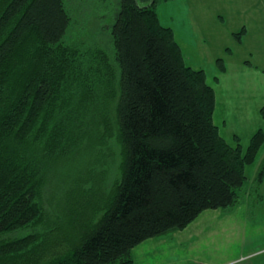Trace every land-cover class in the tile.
I'll return each instance as SVG.
<instances>
[{"label": "trees", "instance_id": "obj_1", "mask_svg": "<svg viewBox=\"0 0 264 264\" xmlns=\"http://www.w3.org/2000/svg\"><path fill=\"white\" fill-rule=\"evenodd\" d=\"M157 2L118 0L110 27L124 160L104 192L91 168L69 184L55 185L53 172L94 125L111 62L64 43L73 22L66 0H0V264H134L143 241L239 203L264 130L245 149L237 134L234 143L221 134L216 91L203 68L186 63ZM263 174L264 161L259 181ZM79 195L74 227L65 208Z\"/></svg>", "mask_w": 264, "mask_h": 264}, {"label": "rangeland", "instance_id": "obj_2", "mask_svg": "<svg viewBox=\"0 0 264 264\" xmlns=\"http://www.w3.org/2000/svg\"><path fill=\"white\" fill-rule=\"evenodd\" d=\"M66 3L73 22L64 43L81 51H103L113 70L109 73L107 89L96 98L94 125L89 124L82 133L75 151L59 159L60 172H53V178L55 185L62 178L69 184L76 173L82 179L83 171L91 168L93 184L96 178L95 186L108 192L119 178L124 160L115 116L118 67L110 33L119 3L118 0H66ZM156 10L161 23L174 30L187 63L206 71L207 82L216 91L214 122L221 134L230 138L233 133H239L245 141V134L255 127H264V0H158ZM243 27L245 33L239 42L234 33ZM83 54L86 56L89 51ZM218 58L224 60L223 72L219 71ZM247 145L242 143L243 149ZM256 164L257 160L247 165L239 203L233 209H207L185 228L143 241L133 249L135 263L163 264L170 260V264H191L207 258L210 250L217 253L224 249L222 242L230 226L238 228L244 225L243 220L264 217V182L259 188ZM85 187L89 188L87 182ZM73 199L65 211L75 227L77 213L71 211L78 212L84 198L79 195ZM234 209V216H227Z\"/></svg>", "mask_w": 264, "mask_h": 264}, {"label": "crops", "instance_id": "obj_3", "mask_svg": "<svg viewBox=\"0 0 264 264\" xmlns=\"http://www.w3.org/2000/svg\"><path fill=\"white\" fill-rule=\"evenodd\" d=\"M185 61L186 63L188 62L187 59H185ZM223 123H226V121H224ZM258 128L255 127L254 129H252L250 134H247L251 136L252 133ZM261 128L263 129L264 127ZM236 134L239 136L241 144L244 142L248 143V139L250 137L248 138L246 136L247 134H245V141L242 140L239 133H233L230 138L226 137L225 135L223 136L234 141V136ZM255 160H257L256 168H258L259 173L264 161V144L259 150ZM263 182L264 177L261 178L260 184L258 183L259 188ZM235 209L232 212H228L227 216H234V214L236 213ZM246 215L247 213L243 214L244 217ZM243 224L244 225L238 228H236L237 226H230L227 229V232L225 234L226 238L222 242V244H224V249H219L217 253H214V251L210 250V255L207 258L200 259L198 261L192 262L191 264H264V255L262 257H259L264 254V217L256 220V216H254V220H243ZM225 230L226 229L222 231L223 235ZM170 263H172L170 260H165V262H163V264ZM134 264H136L135 260Z\"/></svg>", "mask_w": 264, "mask_h": 264}]
</instances>
